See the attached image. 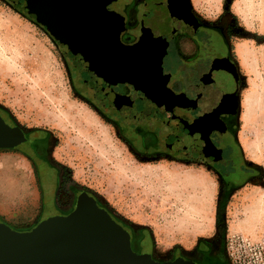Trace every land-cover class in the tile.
<instances>
[{"label":"rangeland","instance_id":"rangeland-1","mask_svg":"<svg viewBox=\"0 0 264 264\" xmlns=\"http://www.w3.org/2000/svg\"><path fill=\"white\" fill-rule=\"evenodd\" d=\"M191 3L207 20L226 19L231 25L239 138L246 159L258 170L225 202V210L218 209L221 186L207 165L135 154L115 124L79 92L65 47L10 0H0V109L25 129L47 130L54 160L65 173L61 205L71 199L70 186L92 191L125 223L144 231L154 260H168L179 251L194 256L207 247L228 264H264V0ZM165 65V72L179 80L178 90L186 91L188 74L175 52ZM189 175L210 186L198 230L178 227L184 211L178 190ZM41 205L28 161L0 151L3 223L29 229L41 219Z\"/></svg>","mask_w":264,"mask_h":264},{"label":"flooded vegetation","instance_id":"flooded-vegetation-1","mask_svg":"<svg viewBox=\"0 0 264 264\" xmlns=\"http://www.w3.org/2000/svg\"><path fill=\"white\" fill-rule=\"evenodd\" d=\"M15 4L24 10L21 1ZM107 10L118 22L115 39L98 41L81 33L82 52L65 49L79 92L115 124L135 154L207 165L221 186L218 209L225 210L226 200L258 171L246 159L239 138V77L230 23L207 20L191 0H113ZM156 43L154 63L142 49ZM173 52L188 74L186 91L178 90L179 80L165 72ZM0 116L20 140L0 146V151L25 158L38 184L42 215L37 223L68 216L78 209L80 198L92 197L128 231L134 254L154 259L144 231L113 214L92 191L70 186L71 199L61 205L65 173L54 160L47 130L25 129L1 109ZM180 258L194 264H228L219 251L207 247L194 256L176 252L161 263Z\"/></svg>","mask_w":264,"mask_h":264},{"label":"water","instance_id":"water-1","mask_svg":"<svg viewBox=\"0 0 264 264\" xmlns=\"http://www.w3.org/2000/svg\"><path fill=\"white\" fill-rule=\"evenodd\" d=\"M23 2L24 12L45 26L65 49L81 51L78 36L87 30L85 20L69 7L72 0H10ZM105 0L100 10L109 15ZM77 7V4L74 5ZM69 7V8H68ZM78 22V24H76ZM86 34V33H84ZM118 34V33H117ZM87 35V34H86ZM89 36V35H88ZM91 37V36H90ZM78 41V42H77ZM12 129L0 116V146L17 145ZM16 258H19L18 263ZM194 264L183 258L161 263L138 257L130 234L92 197L80 198L68 216L50 217L30 231L20 232L0 222V264Z\"/></svg>","mask_w":264,"mask_h":264},{"label":"bare ground","instance_id":"bare-ground-1","mask_svg":"<svg viewBox=\"0 0 264 264\" xmlns=\"http://www.w3.org/2000/svg\"><path fill=\"white\" fill-rule=\"evenodd\" d=\"M68 1L71 2L72 0ZM73 1L74 3L69 7L72 11L75 10L76 13L81 15V17L85 20L87 30L81 28L84 33L98 41L115 39V31L119 28L116 18H113L100 10L101 4L105 0ZM75 4H77V7L74 6ZM76 24H78V22H76ZM142 50L147 55L148 59L155 63L156 56L159 51V44H148L146 49L143 48ZM139 176L143 177V175ZM186 180L188 181H182L180 183V189L178 190L179 196L181 195L182 197L180 200L184 210L178 221V227L182 230H186V228L197 229L201 226L202 219L205 217L207 212V201L210 196V186L204 184L201 180H199V178H192L190 175Z\"/></svg>","mask_w":264,"mask_h":264},{"label":"trees","instance_id":"trees-1","mask_svg":"<svg viewBox=\"0 0 264 264\" xmlns=\"http://www.w3.org/2000/svg\"><path fill=\"white\" fill-rule=\"evenodd\" d=\"M228 200V199H227ZM227 200H226V202H227ZM114 214V213H113ZM43 220H45V219H42L40 222H42ZM39 222V223H40ZM39 223H37V224H35L34 226H32L31 228H29V229H26L25 231H30L32 228H34L35 226H37Z\"/></svg>","mask_w":264,"mask_h":264}]
</instances>
